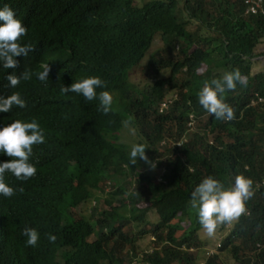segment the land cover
Instances as JSON below:
<instances>
[{
  "label": "trees",
  "instance_id": "trees-1",
  "mask_svg": "<svg viewBox=\"0 0 264 264\" xmlns=\"http://www.w3.org/2000/svg\"><path fill=\"white\" fill-rule=\"evenodd\" d=\"M4 5L23 22L20 40L33 50L15 68H0V95L16 91L26 101L0 112V126L35 119L45 141L32 146L34 176H3L14 194L0 196V264H230L227 256L264 264V70L252 71L264 57L263 14L247 13L245 0H0ZM157 35L160 56L143 66L144 85L132 82ZM42 63L48 80L32 75L9 86L8 74L41 71ZM232 70L246 80L224 93L234 118L214 119L198 91ZM86 76H99L112 94L108 114L95 99L60 95L62 85ZM125 121L155 168L139 158L129 163L120 136ZM9 159L0 153V162ZM238 174L252 181L246 214L221 223L219 246L199 260L201 226L190 194L204 177L227 187ZM25 227L37 229L35 247L25 245ZM147 233L152 247L142 252L137 240Z\"/></svg>",
  "mask_w": 264,
  "mask_h": 264
},
{
  "label": "clouds",
  "instance_id": "clouds-1",
  "mask_svg": "<svg viewBox=\"0 0 264 264\" xmlns=\"http://www.w3.org/2000/svg\"><path fill=\"white\" fill-rule=\"evenodd\" d=\"M246 3V2H245ZM247 12V6H246ZM250 14H263L261 12ZM26 33V28L8 5L0 7V68H15L18 56H27L33 50L29 43H22L20 38ZM255 63V62H254ZM254 67V64H253ZM41 71L29 72L25 69L19 76L8 74L7 81L11 88H15L21 80H29L32 75L44 82L48 80L50 67L48 63L40 64ZM264 70L263 69H259ZM253 72L254 71L252 68ZM244 86L245 78L238 70L226 71L219 78L206 81L198 91V103L214 119L232 120L233 109L224 101L226 90L235 89L236 85ZM97 89H102L97 91ZM60 95L76 93L85 101L96 100L97 110L108 114L113 108V96L106 90L105 82L99 76H86L73 81L70 85H62L59 88ZM263 100V97H259ZM26 101L19 92L13 91L8 95H0V112H8L13 106L24 108ZM162 106H166L163 103ZM128 124L129 121H125ZM45 141L44 130L39 123L32 119L24 121L14 119L6 125L0 126V153L11 157L7 161L0 162V196L5 198L14 194V188L3 179L5 172L10 173L17 180H27L36 174V168L30 162L32 146ZM146 146L143 143H133L128 152L129 163L134 165L137 159L144 161L150 168H155V162L150 161L145 153ZM252 181L244 175H236L230 186H225L217 178L209 175L204 177L192 190L189 205L196 210L198 222L208 236H212L221 223H229L246 214L245 202L253 195L251 191ZM23 191V188L15 189ZM21 235L25 237V245L35 247L39 239V233L34 227H25ZM49 242H54L56 236L48 234ZM220 241L217 243L219 246Z\"/></svg>",
  "mask_w": 264,
  "mask_h": 264
},
{
  "label": "rangeland",
  "instance_id": "rangeland-1",
  "mask_svg": "<svg viewBox=\"0 0 264 264\" xmlns=\"http://www.w3.org/2000/svg\"><path fill=\"white\" fill-rule=\"evenodd\" d=\"M145 1L147 0H136V4L141 5ZM162 46H163V41L161 40V38L158 35L155 36V40L150 48V52L146 55L141 65H139L138 67H135L131 71L130 79L132 82H135L139 85L145 84V74L143 72V66L147 64V60H150L151 55H154L155 57L160 56L159 52H160V47ZM257 67H258V63L255 62L253 70L260 71V70H257ZM263 68H264V65H261L260 67H258V69H263ZM113 95L115 94L113 93ZM120 136H121V141L127 143L129 146L139 141V134L137 132V129L131 124L124 125L120 133ZM143 170H148V168H143ZM90 203L91 202H87L85 204V207H83L86 213H89L90 211L89 208L92 205V203L91 204ZM129 206H132V205L129 204ZM148 216L150 220H156L157 218L156 214L153 211H151ZM220 226L221 224L217 226L212 236H208L202 228L200 229L199 234H200V240L202 241L201 246L203 248H201L200 251L198 252L199 260H203L204 257L208 255V252H213L216 249L217 243L220 241V238H222L225 235L226 230L225 229L223 230V228H221ZM137 246L140 247V250H142V252L146 250H150L152 247L150 233H147L145 235H140V237L137 240ZM225 259L228 260L230 264H235L230 256L225 257Z\"/></svg>",
  "mask_w": 264,
  "mask_h": 264
},
{
  "label": "built area",
  "instance_id": "built-area-1",
  "mask_svg": "<svg viewBox=\"0 0 264 264\" xmlns=\"http://www.w3.org/2000/svg\"><path fill=\"white\" fill-rule=\"evenodd\" d=\"M247 4V12L264 13V0H245Z\"/></svg>",
  "mask_w": 264,
  "mask_h": 264
},
{
  "label": "crops",
  "instance_id": "crops-1",
  "mask_svg": "<svg viewBox=\"0 0 264 264\" xmlns=\"http://www.w3.org/2000/svg\"><path fill=\"white\" fill-rule=\"evenodd\" d=\"M255 62L258 63V67H260L261 65H264V57H259ZM255 64V63H254ZM257 67V70H259ZM254 68V67H253Z\"/></svg>",
  "mask_w": 264,
  "mask_h": 264
}]
</instances>
